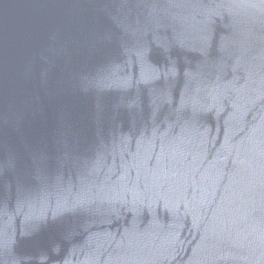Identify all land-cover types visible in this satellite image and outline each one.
Returning a JSON list of instances; mask_svg holds the SVG:
<instances>
[{
    "label": "water",
    "instance_id": "1",
    "mask_svg": "<svg viewBox=\"0 0 264 264\" xmlns=\"http://www.w3.org/2000/svg\"><path fill=\"white\" fill-rule=\"evenodd\" d=\"M0 264H264V0H0Z\"/></svg>",
    "mask_w": 264,
    "mask_h": 264
}]
</instances>
